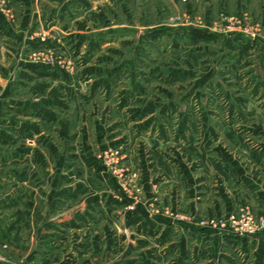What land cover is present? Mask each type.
Listing matches in <instances>:
<instances>
[{
	"label": "crops",
	"instance_id": "1",
	"mask_svg": "<svg viewBox=\"0 0 264 264\" xmlns=\"http://www.w3.org/2000/svg\"><path fill=\"white\" fill-rule=\"evenodd\" d=\"M5 1L17 21L0 9V264H264V232L239 237L196 226L245 204L264 213V185L226 147L244 149L251 167L263 165L264 132L250 129L255 152L236 134L234 105L193 117L172 91H143L138 84L103 91V49L111 37L75 36L77 17L89 9L76 0ZM180 1L185 14L213 15L209 0H199L200 12ZM213 1L230 15L258 13L264 30V0ZM51 26L61 35L49 46L79 61L78 79L24 59L25 46L39 43L28 35ZM188 29L148 33L150 46L168 41L171 50L183 51L184 64L194 62V73L154 63L157 77L195 78L197 97L236 91L230 80L241 74L244 86L255 80L252 90L264 91V45L210 28L197 29L214 34L212 40L193 42ZM80 81L88 91H75ZM108 149L122 150L131 195L97 158ZM135 189L139 204L131 199ZM152 203L172 216L151 213Z\"/></svg>",
	"mask_w": 264,
	"mask_h": 264
},
{
	"label": "rangeland",
	"instance_id": "2",
	"mask_svg": "<svg viewBox=\"0 0 264 264\" xmlns=\"http://www.w3.org/2000/svg\"><path fill=\"white\" fill-rule=\"evenodd\" d=\"M209 1L213 6V15L203 16L197 13L193 15L185 14L184 11L187 7H185L180 0H76V7H86V9H89L88 11L90 13H86L79 18L77 17L75 36L77 40H83V38L87 39L89 37L94 42H97L100 38L106 40L108 37H111V42L107 41L110 44L103 49V85L106 83L108 88L107 90L103 88V91H131L130 88L135 86V84H138L143 91H172L175 93V100L177 99L178 101L180 99V104L182 106L187 105L189 114L193 117H196L201 114L203 110L215 105H219L220 109H218L219 111L217 112L221 114L228 106L234 105L236 112L233 116L231 115L230 118L233 119L232 121L236 122L234 124L236 134L242 136L245 145L256 152L260 150L257 139L255 138L257 134L251 133L250 129L256 126V128L258 127L264 132V91H259V87L252 90V84L255 80H253L252 84H246L244 86V83H247L244 82L247 75L241 74V77L238 79L230 78L232 84L231 88L236 91H203V97H197L194 95L195 92L191 91V87H194L195 78L188 76L186 79L172 81L162 76L157 77L159 73L153 72L155 64L156 67L162 68L163 66L167 68L184 66L187 70L192 69V73L195 72L194 62L188 59V61L186 60L188 65L184 64L182 61V56H184L182 54L183 51H181L180 54L177 51L171 50L168 46V41L166 46L164 44H157L153 47L148 43L150 41V35H148V33H153L155 29H163L167 26H184L187 28L200 27L202 29L210 28L212 30L214 24L219 25L222 15L226 17H243L246 15L245 24L250 23L260 27L257 38L252 42L259 46L264 45V30L258 13L256 14L254 11H245L240 16H234L224 11L219 12L218 8L220 5L213 0ZM187 3L190 9H195L194 11L200 12L202 3H200L199 0H187ZM6 6H8L7 2L5 0H0V9L5 11L10 22L15 23L17 21V16L10 10H7ZM226 25V23H222L221 26L223 28V26ZM209 32L211 31L209 30ZM229 32L217 31L215 33L224 35ZM60 35L61 33L52 26L28 35V40L32 43H35L36 39L39 43L30 48L29 46H25L27 52L25 53L24 59L26 58L27 61L32 64H42L43 62L41 61H43V57L38 53H41V49L52 48L56 50L55 47L49 46V44L51 40L55 39L57 41ZM186 39L189 38L187 37ZM112 42L114 43L111 44ZM192 46H194V44ZM20 47L21 45L19 48ZM1 51L4 50L2 49ZM56 51L58 53L55 55L61 57L64 64L61 66L62 69L55 66L53 67L70 78L78 79V72L80 70L79 61L71 58L66 53H63V51ZM21 59L22 58H18L17 63H19ZM12 65L16 67L14 60H12ZM201 68L204 67L202 66ZM67 69H69L70 72ZM75 91H88L85 82L80 81ZM226 93H229V95H226ZM226 147L227 150L231 152L232 156L234 155L237 158V161L239 160L241 163L245 164V168L248 172L250 171L249 173L252 178L257 179L258 182L260 181V183L264 185V162H262L263 165L260 164L251 167L247 161L246 163L244 162L243 155L240 154L245 151L244 149L237 145H226ZM124 168L127 171V168ZM128 181L131 182V178L129 179L128 177ZM117 183L119 184V182ZM123 190L128 195L134 193H131L128 188V183L126 190ZM135 192L137 196H131V199L139 204L143 199L141 200L140 196H138L140 193H137L139 192L137 189H135ZM242 207H249L256 216L264 217V213L257 215L255 210L246 204L240 205L227 216L236 213ZM148 209L154 214L172 216L170 209L158 208L153 203L148 205ZM173 215L177 218L180 216L178 213ZM205 218L219 217H203L196 222V226ZM237 259V261L242 260L240 256H237Z\"/></svg>",
	"mask_w": 264,
	"mask_h": 264
},
{
	"label": "built area",
	"instance_id": "3",
	"mask_svg": "<svg viewBox=\"0 0 264 264\" xmlns=\"http://www.w3.org/2000/svg\"><path fill=\"white\" fill-rule=\"evenodd\" d=\"M243 17H226L222 15L219 25L214 24L212 30H210L212 32L236 31V33L243 39L247 41H254L258 36L260 27L250 23H246V25V15ZM222 23H226L227 25L222 28ZM56 53H58L56 50L49 48L41 49V53L38 54L43 57V61L41 62L62 69L61 66H63L64 61L61 57L56 56ZM67 70L70 72L69 69ZM97 158L101 161L106 171L113 176L117 182H119L122 189L126 190V186L127 183L129 184V181L126 177L127 171L121 164L123 159L122 150L108 149L98 153ZM130 208H133V205H131ZM197 225L200 228L216 230L220 233L230 232L239 237L254 236L264 232V217L256 216L249 207H242L232 215L219 218H205Z\"/></svg>",
	"mask_w": 264,
	"mask_h": 264
},
{
	"label": "trees",
	"instance_id": "4",
	"mask_svg": "<svg viewBox=\"0 0 264 264\" xmlns=\"http://www.w3.org/2000/svg\"><path fill=\"white\" fill-rule=\"evenodd\" d=\"M186 33L189 39L193 42H208L214 38V34L204 32L203 30L197 28H189Z\"/></svg>",
	"mask_w": 264,
	"mask_h": 264
}]
</instances>
